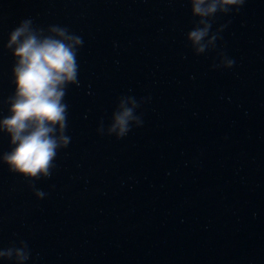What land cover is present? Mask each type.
Masks as SVG:
<instances>
[{"label": "water", "instance_id": "1", "mask_svg": "<svg viewBox=\"0 0 264 264\" xmlns=\"http://www.w3.org/2000/svg\"><path fill=\"white\" fill-rule=\"evenodd\" d=\"M26 17L83 37L81 84L65 97L71 143L36 181L48 195L0 166V243L25 239L26 264H264V0L217 18L232 69L187 46L184 0H0V100L3 44ZM126 94L151 97L143 126L98 135Z\"/></svg>", "mask_w": 264, "mask_h": 264}, {"label": "clouds", "instance_id": "2", "mask_svg": "<svg viewBox=\"0 0 264 264\" xmlns=\"http://www.w3.org/2000/svg\"><path fill=\"white\" fill-rule=\"evenodd\" d=\"M184 2L190 6L192 17V27L185 33L192 53L199 56L215 51L217 62L211 68L232 69L235 59L218 47L231 21L219 25L216 21L219 16L238 13L248 0ZM83 45V37L67 25H37L32 17L21 19L3 44L13 60L10 83L14 89L0 100L8 106V114H0V134L9 138V150L0 151V166L7 165L11 174L23 176L37 199H44L48 193L37 187L36 181L52 177L58 153L72 140L67 134L69 105L65 97L70 85L81 84L78 53ZM150 99L119 96L108 122L104 118L98 121L96 133L123 139L143 126L142 113L137 110ZM31 258L32 249L23 238L10 240L7 245L0 243V260L26 264Z\"/></svg>", "mask_w": 264, "mask_h": 264}]
</instances>
